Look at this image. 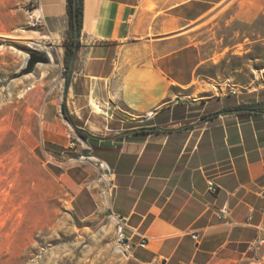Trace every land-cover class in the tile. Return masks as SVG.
<instances>
[{
    "label": "crops",
    "instance_id": "0c3cea01",
    "mask_svg": "<svg viewBox=\"0 0 264 264\" xmlns=\"http://www.w3.org/2000/svg\"><path fill=\"white\" fill-rule=\"evenodd\" d=\"M225 1L83 0L65 93L67 0H39L55 54L47 52L64 85L60 99L45 100L34 126L19 134L84 217L103 204L125 223L133 264H264V244L256 243L264 221V113L202 118L260 100L257 87L247 97L206 80L203 67L215 55L205 52L198 30ZM27 5L0 0L4 72L21 66L10 48L35 32Z\"/></svg>",
    "mask_w": 264,
    "mask_h": 264
},
{
    "label": "rangeland",
    "instance_id": "374dc122",
    "mask_svg": "<svg viewBox=\"0 0 264 264\" xmlns=\"http://www.w3.org/2000/svg\"><path fill=\"white\" fill-rule=\"evenodd\" d=\"M30 30L35 32L10 48L21 55V66L4 72L0 64V264H133L117 245L108 207L101 204L84 217L62 180L19 134L20 128L34 126L45 100L60 99L64 85L56 60L23 74L25 55L34 50L30 41L47 40V49L36 51L55 54L44 30ZM198 37L205 52L215 55L203 67L210 84H223V92L231 94L225 88L231 83L247 97L257 87L264 100V0H226ZM73 131L67 135L76 146Z\"/></svg>",
    "mask_w": 264,
    "mask_h": 264
},
{
    "label": "trees",
    "instance_id": "16d2710c",
    "mask_svg": "<svg viewBox=\"0 0 264 264\" xmlns=\"http://www.w3.org/2000/svg\"><path fill=\"white\" fill-rule=\"evenodd\" d=\"M67 16L69 22V30L66 36V49H65V68L66 74L71 69L72 57L76 52L78 40L75 39L76 30L79 29V33L82 27L83 20V0H67ZM62 111L66 119L71 121V117L63 104ZM245 113V112H262L264 113V100L252 101L248 103H240L231 106L224 107L221 111L206 114L202 118L203 120L214 118L220 113ZM151 130V129H150ZM79 136L83 139L88 137V134L82 129H76Z\"/></svg>",
    "mask_w": 264,
    "mask_h": 264
},
{
    "label": "built area",
    "instance_id": "2783aa9c",
    "mask_svg": "<svg viewBox=\"0 0 264 264\" xmlns=\"http://www.w3.org/2000/svg\"><path fill=\"white\" fill-rule=\"evenodd\" d=\"M27 12H28V21L29 25L33 29H41L45 30L47 28V23L46 20L40 10V5H39V0H28V5H27ZM228 87H230V90L232 93H236V89L232 86L231 83L227 84ZM67 138L70 140V146H74V142L72 141L71 137L67 135ZM85 158V156H83ZM101 167H104V164H100ZM105 169L108 170V167H104ZM102 177V176H101ZM209 189L211 191H216V187L212 181H209ZM264 196V190L262 192ZM222 214L228 215L227 211L225 209H222ZM260 230L262 232L261 236H259L256 239L257 244H264V221L260 226ZM195 239L198 238L197 234L193 235ZM116 239H117V245L122 253H124L127 256H130V251L132 249V244L129 241L126 233H125V223L122 222L120 218H117L116 220ZM139 245L143 248L148 247V240L147 238L143 237L142 240L140 241Z\"/></svg>",
    "mask_w": 264,
    "mask_h": 264
},
{
    "label": "water",
    "instance_id": "95a60500",
    "mask_svg": "<svg viewBox=\"0 0 264 264\" xmlns=\"http://www.w3.org/2000/svg\"><path fill=\"white\" fill-rule=\"evenodd\" d=\"M79 35H80L79 29H77L76 34H75L76 40L79 39ZM27 54L29 55V59H28L26 66L23 69V74H28V73L33 72L38 63H48L50 61L47 55L43 52H39L36 50H28ZM75 58H76V52L74 53L72 57L71 70L69 71L67 82L65 84V93L67 92V88L69 86V81L71 79L72 68L75 63Z\"/></svg>",
    "mask_w": 264,
    "mask_h": 264
},
{
    "label": "bare ground",
    "instance_id": "6f19581e",
    "mask_svg": "<svg viewBox=\"0 0 264 264\" xmlns=\"http://www.w3.org/2000/svg\"><path fill=\"white\" fill-rule=\"evenodd\" d=\"M31 44L35 45V47H31V48L34 49V50H41L40 48H43L42 42H39V41H37V42H36V41H31ZM39 47H40V48H39ZM46 54L48 55L50 61H52V57H51L50 53H49V52H46ZM27 55H28V54H27ZM28 59H29V55H28V58H27L25 64H27ZM40 65H41V64H40ZM24 67H25V66H24Z\"/></svg>",
    "mask_w": 264,
    "mask_h": 264
}]
</instances>
